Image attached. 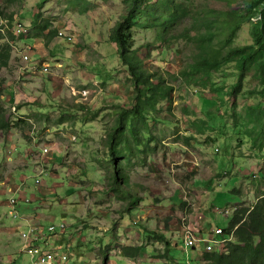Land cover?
I'll list each match as a JSON object with an SVG mask.
<instances>
[{
    "label": "rangeland",
    "instance_id": "1",
    "mask_svg": "<svg viewBox=\"0 0 264 264\" xmlns=\"http://www.w3.org/2000/svg\"><path fill=\"white\" fill-rule=\"evenodd\" d=\"M27 5L36 10L34 34L44 38L50 30L59 38L52 65L60 60L71 67L63 63L52 68L50 77L38 75L40 84L48 86L47 104L38 102L42 114L28 115L32 124L27 118L17 129L40 149L57 146L64 152L61 159L54 157L57 166H64L57 177L40 176V166L19 172L16 185L40 208V225L59 224L66 218L71 233H82L75 252L83 264H106L109 254L110 262L127 264L119 255L127 247H141L143 257L162 256L167 252L157 237L164 236L162 231L171 233L170 255L178 264H198L203 248L186 250L182 239L190 217L198 216L201 209H217L219 214L209 215L214 227L228 229L234 209L252 208L264 197V88L258 61H250L242 71L243 60L236 57L207 74L195 71V65L217 53L223 57L230 50L253 46V25L263 14L264 0H33L30 4L0 0V18L15 20ZM127 15L133 25L128 33L129 59L153 85L172 88L165 100L161 91L155 98L146 94L137 99L128 69L111 40L113 29ZM29 16L26 10L21 20ZM235 27L239 29L232 35ZM14 40L9 33L1 45ZM79 54L84 58L81 63H77ZM22 67L26 69L21 57L13 54L8 68L0 71V86L8 78L15 79ZM75 90H86L88 100L78 103L80 96L72 95ZM132 106L144 112L145 121L134 120L130 112L124 116L117 157L127 194L116 193L109 135L118 124L119 112ZM6 111L11 122L19 121ZM132 129L139 133V143ZM176 144L179 151L172 154L168 147ZM176 154L183 155L179 165L173 163ZM194 159L198 171L190 170ZM37 179L42 185H36ZM195 180H201L197 186ZM239 182L236 193L241 204L232 207L240 201L228 192ZM35 195L39 200H33ZM12 197L5 191L0 201ZM172 199L175 206L169 209ZM0 215L8 225L18 222L1 208ZM201 224L199 229L210 230ZM199 236L209 239L208 234ZM14 260L22 264L17 257ZM140 261L152 264L149 258L136 262Z\"/></svg>",
    "mask_w": 264,
    "mask_h": 264
},
{
    "label": "crops",
    "instance_id": "2",
    "mask_svg": "<svg viewBox=\"0 0 264 264\" xmlns=\"http://www.w3.org/2000/svg\"><path fill=\"white\" fill-rule=\"evenodd\" d=\"M29 2V4L31 3V1L33 0H16L17 3L20 2ZM37 1V0H35ZM44 3H46V1H44ZM27 11H29L31 13V16H29L28 18H26L25 20H21V16H23V14ZM15 20L20 21L21 23H23L25 26H27L29 28V34L27 37H24L21 40H14L15 46L17 47L18 52L15 53V51H13L12 55H17L19 58L21 57V53L25 48H32V55L35 56L36 58H38L41 62L43 63H47L51 66V70L53 69H58L59 67H63V61L57 60L55 65H52V61L55 60L54 59V55L56 54V47L55 45L57 44V42L59 41V38H54V39H49L48 41H46V36L49 35L50 30H47L46 32H44L43 35H45L44 38L41 37H37L32 29V25H35L37 23V18H36V10L29 8V5H27V8H25L22 13H20L19 17ZM3 41H0V45ZM32 43V45L30 44ZM24 45V47L22 46ZM21 49V50H19ZM71 52L74 54H77L76 51H74L73 48H70ZM65 58V57H64ZM71 60L70 58H66ZM83 56H81L80 54L78 55V60L77 63L81 61H83ZM67 64V63H66ZM65 64V65H66ZM67 68H71L68 64H67ZM2 69V70H6ZM23 69V67H22ZM21 69V72H19V74L17 73L15 77V79H7L5 81V85L0 86V101L1 104L4 106L5 109L10 110L14 107L17 108V105L21 106L18 110L20 112L19 115H24L26 117L27 120L30 121V123L32 124V120L29 118L28 115H39L42 114V112L39 109V104L37 105L38 102L41 101V103L43 104H47V90H48V86L43 84L44 86H42V84H40L39 79H38V74H35L33 72L28 71L27 69ZM51 76V74L49 75V77ZM17 78V79H16ZM94 79V81L96 80V78H92ZM53 81V80H52ZM46 99V102H45ZM57 99V98H55ZM112 100L119 102L118 97H114L112 98ZM54 104L50 103L49 106H53ZM35 107H36V111H35ZM11 116L15 119V117L12 115ZM25 136L27 135V133H24ZM28 142V143H27ZM30 143V144H29ZM36 141L34 140L33 143H31L30 141H28L22 133H20L17 129H13L10 132H1L0 131V195H2L3 193H5V191H8V186H11L13 188L18 187L16 185V182L18 181V177L19 175H21L22 173H19L21 171H26L28 170L31 166H36V167H42L43 169L41 170V175L45 173H49L50 176L52 177H57L58 176V172L60 170H62L64 168L63 163L60 166L56 165L55 156L60 157V159L62 157H64V152L60 151V149L57 148V146H53L51 148V152L48 156H46L44 159H42L41 154L39 153L38 158L36 159L35 154L37 151H40V148L37 146L36 147ZM176 146L175 148L169 145V150L173 151L175 154L176 151H179L177 148V144L174 145ZM55 149V150H54ZM218 150V149H216ZM183 156L182 154H176L174 155L175 157V165H179L181 163L180 157ZM150 157V156H149ZM148 157V158H149ZM168 157V156H166ZM165 159V157H164ZM39 160V161H38ZM185 159H183L184 161ZM38 161V162H37ZM150 161V158H149ZM183 163V162H182ZM52 167L51 170H49L48 168ZM217 168V167H216ZM57 174H55V173ZM227 176V175H226ZM22 176H20L21 178ZM215 177V176H214ZM19 178V179H20ZM23 182L25 181V178L23 177ZM201 180H195L193 181L194 184L197 186V184H199ZM242 183V182H241ZM239 182V185L234 187L232 190H230L228 193V196L230 198L233 199H238L239 201L241 200L240 196L236 193V191H239L241 188V184ZM42 185V181L41 184ZM39 185V186H40ZM178 187V186H177ZM178 189H180L178 187ZM5 190V191H4ZM205 193V192H204ZM236 193V194H235ZM231 194V195H230ZM81 195V196H80ZM233 195V196H232ZM27 195L22 193V190L20 192V195L18 196V198L22 201L25 199H29L26 197ZM77 197L79 198V200L82 201V194L77 195ZM180 199H182V196H180ZM32 199H30L31 201ZM33 200H39L36 195L33 196ZM80 201V202H81ZM6 201H0V208L3 210V213H5V209H6ZM241 201L236 203L233 206H240ZM164 206V204H161ZM41 206V204L39 205ZM161 206V208L163 207ZM175 206V203L172 199V203L169 205V209ZM152 209L157 210L158 208L153 207ZM151 209V211H152ZM220 210L217 209H212L209 210L208 208L201 209L200 212H198V216H194V217H190L188 226L190 228H192L197 234H205L206 230H201V232H199L198 228H197V222H199V216L204 214V216L206 218H204L203 222L205 223V225H208L207 228H209L210 226V230L214 228V222L213 219L211 217H209V215L212 214H219ZM147 213H150L149 211ZM168 214H174V212L169 211L167 212ZM221 213V212H220ZM41 210L40 208L36 207L33 205V201H31V204L27 205L24 204L23 208L20 211V219L18 220V222H16V224L14 225V223L12 222V225H8L6 223V221L4 220V218L0 215V257L1 258H6V260L8 261L9 264H17V262L14 260V258H18V261L21 262L22 264H32L31 261L29 260V258L23 254H21V246H22V241L20 238V234L25 231L28 226L30 225H40V220H42L40 218L41 216ZM149 217V214L148 216ZM64 218H61V220H63ZM66 219V218H65ZM49 225H52L54 223L50 222L48 223ZM150 223H146V226H149ZM44 226H48V225H44ZM160 230H162V228L160 227ZM165 233L167 232L168 234H165L162 232H160V234L164 235L165 239L170 243V232L169 231H164ZM182 234H183V230H182ZM81 243L83 244V241H81ZM170 246H172V243H170ZM160 249V248H159ZM180 250V248H178ZM4 253L7 254H1L2 251ZM194 250V249H192ZM196 251V250H195ZM110 255V254H109ZM108 255V261H110ZM121 255V254H119ZM81 256V255H80ZM78 257V259L76 260L77 263L83 262L82 260V256ZM169 256L170 258H172V256L170 255V250H169ZM149 258L152 264H178L179 262L174 261V263L172 262H166V260H154L153 259V255L152 256H145L143 257V259H147ZM198 258H199V262H201L202 257L199 256L198 254ZM174 259V258H173ZM175 260V259H174ZM127 261V260H125ZM96 264L99 262L98 261H93ZM141 262V261H140ZM113 263V262H112Z\"/></svg>",
    "mask_w": 264,
    "mask_h": 264
},
{
    "label": "trees",
    "instance_id": "3",
    "mask_svg": "<svg viewBox=\"0 0 264 264\" xmlns=\"http://www.w3.org/2000/svg\"><path fill=\"white\" fill-rule=\"evenodd\" d=\"M128 15L123 17V20L119 22L113 29L111 40L118 49L123 66L128 69L138 101L139 98L146 97V94H149L148 96L155 98L154 96L156 93L160 91L162 92L163 96L162 100H165L173 91L172 88L153 85L151 78L147 76L148 74L139 70L136 62L129 59L131 49L129 46L130 37L128 33L132 30L133 25L131 22H129L130 18ZM238 29L239 27H235L233 29L232 35H235ZM252 31V36L254 39L253 46L230 50L223 57L220 53H217L214 58L206 59L205 61L203 60L202 62L197 63L195 66L198 70L195 71L203 74L216 71L221 68V65L229 63L236 57H239L243 60L240 64V68L243 71L246 66L248 67L250 65V61L255 60L259 63L258 71L264 88V11L258 22L253 25ZM11 36L14 39L12 34ZM56 37L57 36H55L54 32H51L49 39H54ZM4 40L5 37L0 34V41ZM248 51L249 53L245 55ZM12 53L13 49L10 45V42H5V44L0 45V71L2 69L8 68L12 58ZM262 104L264 105V101H262ZM128 112L133 114L134 120H142L143 122L145 121L143 114L144 112L137 106H132V108L129 110H121L118 114V124L113 132L109 135V162L111 165H113L114 169V177L112 178L111 182L113 184L112 191L115 190L116 193L122 192L124 194H127L125 191L126 187H124L122 166L117 155L120 148V139L123 134L122 130L124 127V116ZM261 114L264 116V110L261 112ZM21 124H23L21 119H19L17 122H11L9 120L7 111L0 101V131L8 133L13 129L20 128ZM261 130L264 134V122L262 124ZM132 133L134 135L135 142L139 143V133L135 132V129H132ZM244 139H246V136ZM247 141L253 143L252 138L249 136ZM129 212L131 211L129 210ZM234 229H236L234 233V240L228 244L227 254H204L201 262L198 264H264V197H261L257 204L252 208L241 207L235 211L233 214V220L228 229H226V233L230 234V232ZM157 237L161 239L160 244L165 243L167 252H165L162 256L157 255L156 258L153 256V259L160 261L166 260V262L174 263L175 260L169 256V250L171 248L169 242L164 236L160 235ZM142 254L141 247H127L123 248L121 251V255L124 257V259L132 261H139V259L142 260ZM106 260V264H109L108 255Z\"/></svg>",
    "mask_w": 264,
    "mask_h": 264
},
{
    "label": "built area",
    "instance_id": "4",
    "mask_svg": "<svg viewBox=\"0 0 264 264\" xmlns=\"http://www.w3.org/2000/svg\"><path fill=\"white\" fill-rule=\"evenodd\" d=\"M12 34L15 40H21L24 37H27L29 34V28L25 26L18 20H9L6 18H0V34L6 37L8 34ZM60 38H64V35L59 34ZM67 41H71L68 39ZM13 51L18 52L17 47L15 46V41L11 42ZM21 53V59L25 64L26 69L30 72H33L38 75L48 76L51 74V66L47 63L41 62L38 58L32 55V48H25ZM59 67V66H58ZM95 88H97L95 86ZM98 89V88H97ZM76 91V90H75ZM73 91V97L80 96L78 103L86 102L88 99V92L83 90L82 92ZM12 115H18L15 119L26 120L24 115H19V110L14 107L11 109ZM14 119V118H13ZM51 152V147H44L40 149V154L42 159L48 156ZM218 152V150H217ZM193 167H190L191 171H198L199 164L198 160L194 159L190 162ZM40 179L36 180V185H40ZM8 193L13 194V197L7 200L5 213L7 216L13 220L20 219V211L23 208L24 204H31L30 199L20 200L18 196L20 195L21 188H13L8 186ZM185 201L186 198L184 199ZM237 211V209H234ZM224 215L233 214L230 211L221 212ZM204 214L199 216L198 224L202 225L204 220ZM199 232H201L199 229ZM203 230V229H202ZM236 229L226 233V229L219 227H214L213 229L205 232L208 234L209 239H203L189 226L184 227L183 229V241L184 248L198 250L203 248V252L198 253L200 257L203 258L204 254H227L228 253V244L234 240V233ZM82 237L81 232L71 233L67 227L65 219L61 220L59 224H52L48 226L44 225H30L28 228L20 234L22 241L21 254L27 256L32 264H83L82 262L77 263L75 246L76 242ZM119 254H121L119 252ZM127 260V264H142L141 262H136L132 260ZM0 264H9L6 258L0 257ZM109 264H114L109 261ZM187 264H191L190 261Z\"/></svg>",
    "mask_w": 264,
    "mask_h": 264
}]
</instances>
